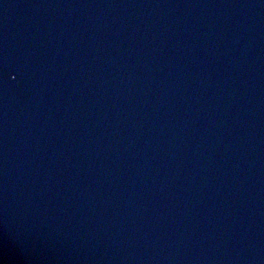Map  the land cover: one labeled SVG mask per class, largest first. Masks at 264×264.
<instances>
[{
  "label": "water",
  "instance_id": "1",
  "mask_svg": "<svg viewBox=\"0 0 264 264\" xmlns=\"http://www.w3.org/2000/svg\"><path fill=\"white\" fill-rule=\"evenodd\" d=\"M0 264H264V0H0Z\"/></svg>",
  "mask_w": 264,
  "mask_h": 264
}]
</instances>
